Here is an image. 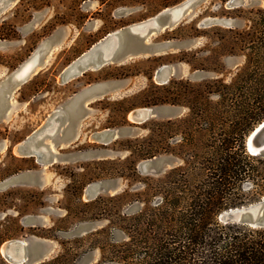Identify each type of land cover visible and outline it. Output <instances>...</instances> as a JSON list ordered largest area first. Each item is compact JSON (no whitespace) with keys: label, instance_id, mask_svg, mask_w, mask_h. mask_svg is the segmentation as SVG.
Listing matches in <instances>:
<instances>
[{"label":"rangeland","instance_id":"rangeland-1","mask_svg":"<svg viewBox=\"0 0 264 264\" xmlns=\"http://www.w3.org/2000/svg\"><path fill=\"white\" fill-rule=\"evenodd\" d=\"M178 6L179 23L148 36L143 54L64 79L108 36ZM258 9L264 0H0V233L12 235L0 264H13L2 246L16 239L46 244L47 261L65 243L83 252L127 239L125 219L154 206L157 181L199 159L204 86L246 66L240 38ZM101 256L90 250L84 263Z\"/></svg>","mask_w":264,"mask_h":264},{"label":"trees","instance_id":"trees-1","mask_svg":"<svg viewBox=\"0 0 264 264\" xmlns=\"http://www.w3.org/2000/svg\"><path fill=\"white\" fill-rule=\"evenodd\" d=\"M252 22L248 38H240L250 49L246 66L229 84L219 80L215 89L206 83L208 108L191 109L206 133L199 159L157 181L154 206L125 219L127 239L94 240L90 250L102 251L96 264H264V228L220 218L264 199V154L246 148L248 135L264 121V9ZM11 237L0 233V244ZM73 245L65 243L61 254L42 264H85L90 250Z\"/></svg>","mask_w":264,"mask_h":264},{"label":"water","instance_id":"water-1","mask_svg":"<svg viewBox=\"0 0 264 264\" xmlns=\"http://www.w3.org/2000/svg\"><path fill=\"white\" fill-rule=\"evenodd\" d=\"M184 13L185 11L181 6L167 9L145 23L108 36L91 48L88 53H85L73 66H71L66 71L64 79L75 77L91 69H97L110 62H123L128 58L143 54L149 49L148 45L145 44L146 38L154 33L175 26L179 23ZM163 72V79L166 82L169 72L165 70H163ZM24 78L25 75L20 73L16 81L20 82ZM150 112L151 111L142 109L133 113L132 118L141 122L149 116ZM77 115L79 116L78 112L69 109V111H65L64 116L65 118L71 117L75 119L73 121H77ZM68 137H70V139L76 137L75 132H71ZM32 142L33 146L36 147V140ZM246 148L251 155L257 156L264 154V121L258 124L248 135L246 139ZM51 152V154L54 155L53 151ZM166 167L167 165L162 163L161 170L166 169ZM220 218L225 221L244 223L255 228H264V199L256 204L231 209L223 213ZM2 253L6 259L13 264H42L49 260L52 255L46 244L36 243L31 245L24 240L17 239L6 242L2 246ZM90 259L95 260L94 255H92Z\"/></svg>","mask_w":264,"mask_h":264},{"label":"bare ground","instance_id":"bare-ground-1","mask_svg":"<svg viewBox=\"0 0 264 264\" xmlns=\"http://www.w3.org/2000/svg\"><path fill=\"white\" fill-rule=\"evenodd\" d=\"M22 74H24V75H25V74H26V72H25V73H22Z\"/></svg>","mask_w":264,"mask_h":264}]
</instances>
